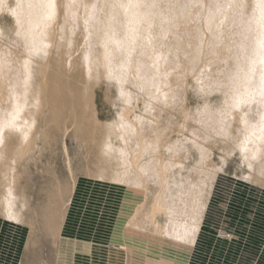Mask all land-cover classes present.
I'll list each match as a JSON object with an SVG mask.
<instances>
[{
    "label": "bare ground",
    "instance_id": "bare-ground-1",
    "mask_svg": "<svg viewBox=\"0 0 264 264\" xmlns=\"http://www.w3.org/2000/svg\"><path fill=\"white\" fill-rule=\"evenodd\" d=\"M16 1L10 8L7 0H0V11L12 15L25 49L17 66L0 47L2 214L22 220V214H14L17 204L24 206L25 201L14 163L35 149L38 135H47L45 126L49 123L64 130L73 126L75 136L95 143L98 160L113 163L97 169V176L141 186L147 192L150 183L155 185L144 218L155 235L178 246H192L214 180L216 170L207 161L211 149L205 142L218 136L233 138L234 149L245 165L253 174L264 177V0L216 2L215 11L224 27L216 31L208 49L217 56L220 53L222 61L230 56L233 62L230 67L211 68L204 72V79L200 74L196 79L202 92L210 85L215 90L225 85L227 92L217 110L204 105L191 116L200 122L196 128H188L184 121L178 125L179 133L190 131L184 140H191L189 147L199 155L189 170L185 166L189 150L184 140H166L168 127L156 124L159 115L146 116L155 107L175 106L172 85L182 83L187 74L196 77L194 70L203 63L209 65L202 62L209 53L204 50L202 27L211 24L214 12L203 0H162L163 7L160 0ZM194 5L198 11L192 14ZM167 33L175 35L170 47L182 50L185 61L181 67H175L172 58L166 57L164 62H172L171 72L181 76L169 72L160 75L159 55L148 53L152 42L165 43ZM180 41L185 48L180 44L175 47ZM102 80L116 87L124 104L116 119L100 124L91 90ZM129 85L136 86L144 96L140 113H132L137 99L128 90ZM179 111L187 119L186 109L181 107ZM144 125L148 126L146 130ZM100 128L103 134L96 132ZM111 136L121 140L118 147L110 145ZM60 188L58 183L44 213L51 234L56 233L63 217L59 205L66 192Z\"/></svg>",
    "mask_w": 264,
    "mask_h": 264
},
{
    "label": "rangeland",
    "instance_id": "rangeland-1",
    "mask_svg": "<svg viewBox=\"0 0 264 264\" xmlns=\"http://www.w3.org/2000/svg\"><path fill=\"white\" fill-rule=\"evenodd\" d=\"M217 1L220 0H203L205 6L214 12L211 24L202 27L206 39L204 50L209 51L202 62L207 64L208 61V67L203 63L195 68L196 77L187 74L182 83L172 85L175 106L155 107L147 113L146 117L159 115L156 124L161 128L168 127L166 140L179 138L183 141L185 136L189 137L190 131L179 133L178 125L184 121L188 128H196L200 122L191 116L204 105H209L212 111L217 110L227 92L225 85L218 90L210 85L202 92L196 80L199 74L204 79V72L211 68L230 67L233 62L230 56L222 61L220 53L218 59L208 49L216 31L224 27L219 12L215 11ZM16 2L7 0L10 8ZM160 2L163 7V1ZM192 10V14L198 11L195 5ZM0 31V47L18 66L25 49L21 33L14 28L13 17L8 11H0ZM174 36L167 33L165 43H151L148 53L159 55L160 75L173 73V63L166 64V57L176 60L175 67L184 66L183 51H174L173 46L170 47ZM179 44L186 47L183 41L175 43V47ZM138 54L136 50L134 56ZM207 54L212 55L207 57ZM173 74L181 76V73ZM94 86L91 95L95 117L100 124L111 122L117 118L124 100L108 81L102 80ZM128 88L137 99V104L135 99L133 101L132 113H140L144 96L136 86L129 85ZM6 100L3 99L4 103ZM181 107L186 109L187 119L180 113ZM85 109L84 112H88V107ZM85 118L88 119L89 115ZM144 127L145 130L148 128L147 125ZM73 128L57 129L49 123L45 126L47 135H38L35 149L14 163L18 182L24 187L25 201L24 206L17 204L14 210L15 215L22 214V220L0 212V264H264V177L253 174L245 165L234 149L233 138L218 136L205 142V147L211 149L207 161L216 171L198 232L189 247L178 246L155 235L146 222L144 217L156 186L150 183V192H147L141 186L97 176V169H103L104 165L111 167L113 163L99 161L95 143L89 138L75 136ZM96 132L103 134V128ZM120 142L119 138L110 137L111 146L116 148ZM183 142L189 150L185 160L186 170H189L199 155L189 147L191 140ZM58 183L61 191L66 192L62 205H59L63 217L56 233L51 234L44 213ZM138 210L141 212L139 219Z\"/></svg>",
    "mask_w": 264,
    "mask_h": 264
}]
</instances>
